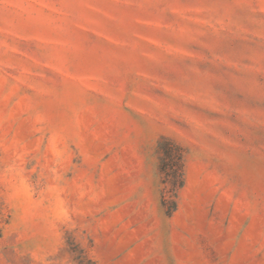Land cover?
<instances>
[{
	"label": "rangeland",
	"instance_id": "1",
	"mask_svg": "<svg viewBox=\"0 0 264 264\" xmlns=\"http://www.w3.org/2000/svg\"><path fill=\"white\" fill-rule=\"evenodd\" d=\"M0 264H264V0H0Z\"/></svg>",
	"mask_w": 264,
	"mask_h": 264
},
{
	"label": "trees",
	"instance_id": "2",
	"mask_svg": "<svg viewBox=\"0 0 264 264\" xmlns=\"http://www.w3.org/2000/svg\"><path fill=\"white\" fill-rule=\"evenodd\" d=\"M160 155V171L163 174L162 204L167 207L170 215L176 209L177 191L184 184L182 152L173 142L161 139L157 143Z\"/></svg>",
	"mask_w": 264,
	"mask_h": 264
}]
</instances>
